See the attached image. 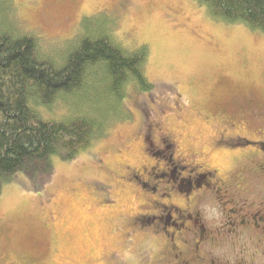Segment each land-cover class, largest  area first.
I'll use <instances>...</instances> for the list:
<instances>
[{"label":"rangeland","instance_id":"1","mask_svg":"<svg viewBox=\"0 0 264 264\" xmlns=\"http://www.w3.org/2000/svg\"><path fill=\"white\" fill-rule=\"evenodd\" d=\"M15 5L28 30L57 43L83 16L113 13L125 46H147L146 75L154 88L129 90L125 104L133 119L74 158L56 155L49 172L35 166L30 175L21 171L0 181V264H154L160 239L136 219L151 210L152 199L167 202L129 183L125 170L162 163L141 153L145 116L161 137L177 139L183 159L230 176L241 148L224 146L219 133L234 130L250 139L264 134V31L221 20L195 0ZM244 102L245 114L238 115L233 109Z\"/></svg>","mask_w":264,"mask_h":264},{"label":"trees","instance_id":"2","mask_svg":"<svg viewBox=\"0 0 264 264\" xmlns=\"http://www.w3.org/2000/svg\"><path fill=\"white\" fill-rule=\"evenodd\" d=\"M195 1L221 20L264 31V0ZM116 19L108 11L83 16L57 43L25 27L15 0H0V181L35 166L49 172L53 156L72 159L133 119L129 90L154 88L149 50L125 46Z\"/></svg>","mask_w":264,"mask_h":264},{"label":"flooded vegetation","instance_id":"3","mask_svg":"<svg viewBox=\"0 0 264 264\" xmlns=\"http://www.w3.org/2000/svg\"><path fill=\"white\" fill-rule=\"evenodd\" d=\"M233 110L244 115L245 102ZM149 116L141 153L162 163L153 167L139 162L125 170L129 183L167 202L152 199L151 210L136 219L160 239L161 251L153 263L264 264V134L250 139L234 130L219 133L224 146L241 148L237 169L221 177L217 169L183 159L177 139L161 137ZM180 196V203L174 201Z\"/></svg>","mask_w":264,"mask_h":264}]
</instances>
